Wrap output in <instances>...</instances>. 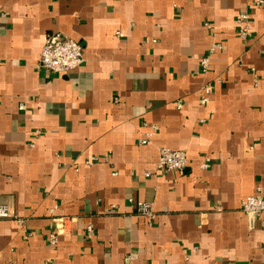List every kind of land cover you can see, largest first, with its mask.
Returning a JSON list of instances; mask_svg holds the SVG:
<instances>
[{
    "label": "crops",
    "instance_id": "0c3cea01",
    "mask_svg": "<svg viewBox=\"0 0 264 264\" xmlns=\"http://www.w3.org/2000/svg\"><path fill=\"white\" fill-rule=\"evenodd\" d=\"M51 31L82 44L78 68L38 67ZM161 146L186 152L181 172L157 168ZM254 193L264 0H0V203L23 219L0 218V264H264V212L241 209Z\"/></svg>",
    "mask_w": 264,
    "mask_h": 264
},
{
    "label": "built area",
    "instance_id": "2783aa9c",
    "mask_svg": "<svg viewBox=\"0 0 264 264\" xmlns=\"http://www.w3.org/2000/svg\"><path fill=\"white\" fill-rule=\"evenodd\" d=\"M262 0H254V4L258 5ZM3 15V13H1ZM236 22L238 25L239 37L245 39L249 30V13L248 11H241L236 15ZM221 48L219 43L212 44L206 55L200 59V68L202 71H206L209 67L210 55ZM84 54L82 44L65 35L60 31L48 32L45 36L44 43L37 59V65L45 72L60 73L78 68L84 62ZM218 79H216L217 81ZM215 82V81H214ZM207 82L201 87L202 94L198 99L200 104H205L209 100V94L212 92L213 83ZM181 103L177 102V106L180 107ZM19 108H23L20 104ZM151 131H146L144 135L139 139V143H146L149 141ZM92 162V160H88ZM187 164V155L184 150L174 149L166 146L158 148V158L156 166L158 169L174 170L181 172ZM206 161L201 163L202 167L206 166ZM129 201L134 204V208L137 212L144 215L148 221L154 217V211L150 202L144 200H134L129 198ZM241 209L246 215L258 216L264 212V195L260 193H254L246 196L241 203ZM13 217L18 222H23V219L15 213L13 209L8 207L6 203H0V218ZM87 233L91 235L93 233V226L88 224L86 226ZM61 232L59 223L56 224L47 235L48 244H55L58 240V235ZM124 264H132L130 262V256Z\"/></svg>",
    "mask_w": 264,
    "mask_h": 264
}]
</instances>
